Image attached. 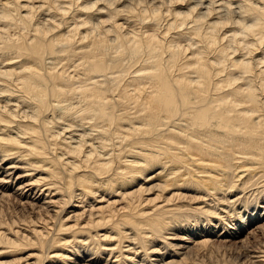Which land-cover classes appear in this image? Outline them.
<instances>
[{"label": "bare ground", "instance_id": "1", "mask_svg": "<svg viewBox=\"0 0 264 264\" xmlns=\"http://www.w3.org/2000/svg\"><path fill=\"white\" fill-rule=\"evenodd\" d=\"M0 264H264V0H0Z\"/></svg>", "mask_w": 264, "mask_h": 264}, {"label": "rangeland", "instance_id": "2", "mask_svg": "<svg viewBox=\"0 0 264 264\" xmlns=\"http://www.w3.org/2000/svg\"><path fill=\"white\" fill-rule=\"evenodd\" d=\"M126 62V61H125Z\"/></svg>", "mask_w": 264, "mask_h": 264}]
</instances>
